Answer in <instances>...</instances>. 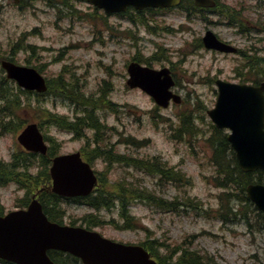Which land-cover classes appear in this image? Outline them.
Returning <instances> with one entry per match:
<instances>
[{"label":"rangeland","instance_id":"1","mask_svg":"<svg viewBox=\"0 0 264 264\" xmlns=\"http://www.w3.org/2000/svg\"><path fill=\"white\" fill-rule=\"evenodd\" d=\"M217 1L221 11H191L192 1L186 0L184 9L108 15L86 0H22V5L0 0V53L15 54L17 64L41 69L53 87L40 100H22L26 110L17 113L23 119L39 114L42 120L41 114L53 112L56 119L77 121L79 135L48 121L43 133L56 140L59 154L84 152L108 190L125 189L128 213L138 226L126 223L120 199L109 208L65 201L56 209L65 224L95 223L92 230L125 244L157 240L162 255L172 256L173 262L187 251L208 254L215 261L211 264H264L263 216L235 187L219 186L213 160L217 132L207 114L217 100V79L242 83L263 69L264 63L257 68L250 61L264 59V0ZM226 9L246 33L229 24L236 18ZM207 31L242 53L205 49ZM133 61L169 68L176 81L172 90L182 102L163 108L143 91L130 89ZM3 72L0 66V76ZM17 135L0 134V160L9 165L17 157L12 154L22 150ZM134 160L160 162L174 179L128 162ZM42 168L36 162L25 172L37 177ZM1 184L0 208L7 212L25 202L27 191L21 188L27 184ZM149 194L154 200L144 198ZM66 256L70 263L83 264Z\"/></svg>","mask_w":264,"mask_h":264},{"label":"water","instance_id":"2","mask_svg":"<svg viewBox=\"0 0 264 264\" xmlns=\"http://www.w3.org/2000/svg\"><path fill=\"white\" fill-rule=\"evenodd\" d=\"M19 0H15L18 2ZM107 12H120L134 5L170 7L181 0H90ZM199 6H214L213 0H196ZM208 49L224 52L236 50L220 42L208 32L204 38ZM9 76L16 78L28 89L45 91L44 79L31 68L4 64ZM132 88L141 87L161 106L168 107L173 98L180 102L170 88L174 85L169 71L160 72L144 68L137 63L129 66ZM164 77V78H162ZM220 95L216 108L209 115L219 128H230L229 141L237 151L241 168L246 171L264 170V84L255 87L217 81ZM19 140L28 149L45 153L43 137L36 125H30ZM54 191L68 196L87 195L96 183L90 166L83 163L79 154L61 156L54 160L51 169ZM249 198L264 211V185L247 188ZM48 248L69 251L83 258L86 264H156L141 247L124 246L103 239L99 234L84 229H73L50 223L39 205L33 203L28 212H19L0 218V256L21 264H52L46 256Z\"/></svg>","mask_w":264,"mask_h":264},{"label":"trees","instance_id":"3","mask_svg":"<svg viewBox=\"0 0 264 264\" xmlns=\"http://www.w3.org/2000/svg\"><path fill=\"white\" fill-rule=\"evenodd\" d=\"M264 63V59L260 58L257 60H252L250 61V65L252 67L256 66L259 68L260 64ZM250 73H254L251 71ZM247 81H251L253 83H260L264 81V67L260 71L257 70V72L254 73V75H249L246 78ZM5 79L0 81V126H2V129L5 128H10L11 125H13V121H11V118L7 120L8 122L5 125H1V120H5L6 117H10L11 114L15 115V110L19 107L20 105V95H25L26 98H29L31 96V93L22 91L18 88H11V90L6 86L5 84ZM53 89L50 87L49 92H51ZM4 114V115H3ZM56 124L60 125L62 128H69L71 124H68L64 118L56 119L54 121ZM20 122H17V128H20L21 125H19ZM14 126V125H13ZM214 142L216 143V153L214 156V160L219 167V178H218V184L220 187H235L236 190L238 191V196L240 193L243 194L245 198V202L248 204H251L249 201L245 189L247 185H249L252 182H261L262 181V176H264V173L262 172H257V173H244L240 170L238 164H237V159L234 154L228 155L226 153V150L229 147L228 141L226 140V137L222 136L221 134H218L217 137L215 136ZM142 142H139L138 144H141ZM97 151V150H96ZM56 152V148L52 147L50 150V156L54 155ZM97 155H102V152L97 151ZM36 159L35 154L31 153H20L17 155V157L14 159V161L9 165L8 163L3 162L2 165L0 166V183H7L12 180H17V178L21 176H26L25 178L28 179L26 183H32L35 182L36 184H39L40 182L46 180L47 182H50V177L48 175V163H49V157H43L41 159L42 161V169L39 172L37 177H34L33 175H28L26 172L21 173L19 171L20 169H26L27 166L25 165L28 164L29 162H32ZM108 160L111 162L116 160L112 157H108ZM25 162V163H24ZM131 162L135 165H139L142 168H145L146 170L159 174L163 177L169 178V179H174L172 175V172L167 169L162 163L157 162L153 165L147 162H142V161H128ZM179 179H181L180 175H177ZM185 176V175H184ZM182 176V178H185ZM16 177V179H15ZM32 177V179H30ZM33 178H38V181H34ZM257 178L258 181H254V179ZM106 181H102V183L98 186V188L94 191L92 195L86 198H75L72 199L73 202L77 203H83L87 204L91 207L94 208H101V207H111L113 205L115 199H120L122 200L123 203V212L122 215L126 220V223L130 226H138V223H134L131 219V215H129L128 210H127V201L125 200L126 194H125V189H118V193L116 191V188H110L109 190L106 188ZM104 186V189H103ZM131 194H137L133 193L131 191ZM140 196V195H136ZM226 197H231L233 194L231 193H225ZM43 200V205H44V210L48 214V216L54 220V221H62V217L58 215V211L56 210L57 208L60 207V202L62 199L50 192H44L42 193L41 196ZM145 199H148L150 201L154 200V196L152 194L145 195ZM58 206V207H57ZM227 203H223V208H226ZM257 210V209H256ZM225 218V217H223ZM143 245L152 253L153 256L159 259V261L162 264H211L214 263V259L207 255H201L198 252H194L192 254H188L187 251L181 252L179 258L176 259L175 262L172 261V256H163L161 253V247L162 245L158 241H147L143 243ZM177 254L178 252L175 251ZM173 254V252H172ZM54 257L57 260L58 264H75V262L72 260V263L68 260L67 256H61L60 254L56 255L54 254Z\"/></svg>","mask_w":264,"mask_h":264},{"label":"bare ground","instance_id":"4","mask_svg":"<svg viewBox=\"0 0 264 264\" xmlns=\"http://www.w3.org/2000/svg\"><path fill=\"white\" fill-rule=\"evenodd\" d=\"M8 57V56H7ZM12 61H14L13 59H11ZM12 65L17 66V67H24V68H29V66H24V65H19L17 63H12ZM1 68L3 69V71H6L7 74V68L5 67V65H2ZM109 161V160H108ZM113 162V161H112ZM94 210V209H93Z\"/></svg>","mask_w":264,"mask_h":264}]
</instances>
